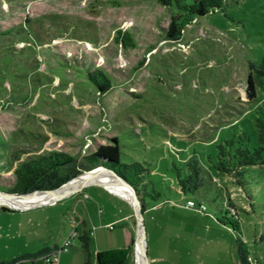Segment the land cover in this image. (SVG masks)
I'll return each mask as SVG.
<instances>
[{
	"label": "rangeland",
	"instance_id": "rangeland-1",
	"mask_svg": "<svg viewBox=\"0 0 264 264\" xmlns=\"http://www.w3.org/2000/svg\"><path fill=\"white\" fill-rule=\"evenodd\" d=\"M171 21L154 0H0V187L14 184L17 160L59 153L82 161L120 138L123 162L151 161L167 195L159 204L146 200L149 264H264V183L251 208L237 179L221 181L197 166L201 184L228 186L230 203L205 197V214L185 207L196 198L166 188L174 178L167 167L191 156L206 160L210 146L238 134L253 141L264 81L256 101L245 91L264 60V0H226L223 11L186 26L178 40L166 38ZM118 31H129L135 47L121 46ZM95 71L112 82L105 94L88 80ZM85 194L97 199L90 207L97 222L128 214L99 187L26 212L0 207V264L63 245L77 209L91 205ZM224 207L249 211L240 229L227 224ZM122 229L136 241L134 217L101 231ZM66 259L98 264L94 241L85 249L76 239Z\"/></svg>",
	"mask_w": 264,
	"mask_h": 264
},
{
	"label": "trees",
	"instance_id": "trees-1",
	"mask_svg": "<svg viewBox=\"0 0 264 264\" xmlns=\"http://www.w3.org/2000/svg\"><path fill=\"white\" fill-rule=\"evenodd\" d=\"M154 1L171 11L172 21L166 32L168 40L180 39L182 30L186 26L208 15L223 11L226 4V0ZM116 41L124 48L135 47L133 35L129 31H118ZM253 68L245 91L250 102L257 100L258 85L260 84H258V80L259 82L264 81V60ZM88 80L100 94L107 93L113 87L111 80L102 71L89 73ZM252 128L253 141H250L251 137L245 133L242 135L238 134L231 140L210 146L214 153L212 155L208 153L206 160H202V158L198 160L195 156H191L189 162L188 158H185L181 160L180 166L175 164L173 168L167 167L166 170L174 172V178H172L173 187L166 186V188L170 191L173 190V193L177 196L196 198L198 202L192 199L188 201H194L198 208L204 207V210H200L202 214H205L207 210L202 203L205 197L209 198L212 195H218L223 201V206L224 202L230 203L225 192L228 189L226 184L222 185V187L221 185H216L217 187L215 188L201 184L196 167L202 164L207 167V173L218 177L221 181H223L224 176L237 179L235 184L245 191L249 205L252 208L254 194L256 191L262 192L261 188H263L262 185L264 183L262 178L264 175V114L256 120L255 126ZM123 157H126V154L122 152L120 138H115L110 145L99 147L95 153L82 161L59 153L40 155L22 162L17 160L18 164L13 171L14 184L9 189L0 187V191L17 195H28L38 191H53L85 172L103 167L115 173L135 189L138 199L142 203L143 213L148 208L147 199L155 204L167 199L165 189L154 179L156 174L160 172L156 170L151 161H145V164L139 162L126 164L123 162ZM186 157L188 156L186 155ZM214 200L213 202L216 204V200ZM231 206L234 205L231 204ZM2 209L9 211L6 207ZM225 210L227 224L232 226L233 231L242 227L241 215L246 217L250 214L246 210L240 214L236 213L230 207H226ZM229 217L234 219H227ZM227 224L224 223V226L227 227ZM80 240L83 242V247L89 249V237L84 235ZM134 244L135 239L133 237L129 247L126 249L98 253L96 257L97 263L134 264Z\"/></svg>",
	"mask_w": 264,
	"mask_h": 264
},
{
	"label": "crops",
	"instance_id": "crops-1",
	"mask_svg": "<svg viewBox=\"0 0 264 264\" xmlns=\"http://www.w3.org/2000/svg\"><path fill=\"white\" fill-rule=\"evenodd\" d=\"M101 188V187H99ZM104 193L109 197V199L111 198H116L118 199V201H123L122 203H124L125 205V210L126 212H128V214L124 217H120L119 219H116L115 221L109 222V223H103L102 220H100L99 222L96 221L95 216L92 214V209L90 207H95V205L98 204L97 199L95 197H89L85 194L83 196V199H87L90 201L91 205H83V207L75 212V216L72 217V219L76 220L77 225L79 226V234H80V238H82L84 235H87L89 237L90 242L94 241L95 247H96V257H97V253L100 252H107V251H113V250H120V249H126L129 247L132 238L134 237V232L132 231V236H128L127 233H125V231L122 229L119 232H117L116 234H113V236L109 233V230L107 229V226L113 225L115 226L114 231H116V227L120 226V227H125L127 226V222H131L132 223V219L134 217V213H133V209L130 206V204H128L126 201L120 199L119 197H116L115 195L107 192L106 190H104L103 188H101ZM82 199V198H81ZM0 207H4V206H0ZM100 212L102 213V210H100ZM72 219L70 220V224L71 226L74 228L73 224H72ZM87 219H89L90 223H87ZM101 229H104L106 232L108 233H103L101 231ZM131 229H132V225H131ZM79 238V239H80ZM90 242H89V246H90ZM61 244V243H60ZM59 244V245H60ZM59 245H55L53 248H46L42 253L41 252H37L35 254H26L23 257H16L11 259L8 264H12L13 262H15L18 258L24 259V258H35V257H41L61 246ZM62 258L63 255L60 259V264H67V262H69V259L64 260V263H62ZM20 260V259H18ZM35 264H43L42 261H37ZM88 264V262H87Z\"/></svg>",
	"mask_w": 264,
	"mask_h": 264
},
{
	"label": "bare ground",
	"instance_id": "bare-ground-1",
	"mask_svg": "<svg viewBox=\"0 0 264 264\" xmlns=\"http://www.w3.org/2000/svg\"><path fill=\"white\" fill-rule=\"evenodd\" d=\"M114 178L115 177L112 174L105 172L103 169L102 170L99 169L93 174L82 175L77 180L63 187L57 192H53V193L39 192L32 194L31 196L16 197L11 199H7L5 197L0 196V206L12 208V209L20 208L23 210H28L46 204L54 205V203L59 202V199L62 196H68L74 193L75 191H80L82 189L83 184L89 182L92 183L104 182L106 186L103 187V189H105L107 192L115 195L116 197H119L124 201L128 200L131 194L128 193V191L125 188H123L120 184H118V182L115 181ZM134 253H135V258H134L135 264H144V246L142 244V233L140 231L136 234Z\"/></svg>",
	"mask_w": 264,
	"mask_h": 264
},
{
	"label": "water",
	"instance_id": "water-1",
	"mask_svg": "<svg viewBox=\"0 0 264 264\" xmlns=\"http://www.w3.org/2000/svg\"><path fill=\"white\" fill-rule=\"evenodd\" d=\"M99 169H101V170L103 169L105 172H108V173L112 174L115 177L114 178L115 181H117L118 184H120L123 188H125L128 191V193L131 194L130 198L128 200H126V201H127L128 204H130V206L133 209L134 218H135V221H136V232L138 233L140 231L142 233V244L144 246V264H149V261H148L147 237H146V229H145L144 218H143L142 203L138 199V196L136 194L135 189L129 183H127L125 180H123L122 178H120L119 176H117L115 173H113V172H111V171H109V170H107V169H105L103 167L96 168V169H94L93 171H90V172H85L82 175H85V174H87V175L93 174L96 171H98ZM81 176H78L77 178L69 181L68 183L64 184L63 186H61L57 190H53V191H38V192H34L32 194L39 193V192H41V193H53V192H57L60 189H62L63 187L71 184L72 182H74L75 180H77ZM105 186H106V184L104 182H94V183L89 182V183H85V184H83L82 189L80 191H75L74 193H72V194H70L68 196H62L59 199V202L62 201V200H65L67 198H71V197L75 196L76 194H79L83 190L88 189L90 187H102L103 188ZM32 194H28V195H17V194H12V193H7V192L0 191V196L5 197L7 199L16 198V197H27V196H31ZM57 203L58 202L54 203V205L57 204ZM48 206H53V205L46 204V205L39 206V207H36V208H33V209H28V210H23V209H20V208L19 209L18 208L12 209V208H7V207L6 208L9 209V210H12V211L26 212V211L34 210V209L41 208V207H48Z\"/></svg>",
	"mask_w": 264,
	"mask_h": 264
},
{
	"label": "built area",
	"instance_id": "built-area-1",
	"mask_svg": "<svg viewBox=\"0 0 264 264\" xmlns=\"http://www.w3.org/2000/svg\"><path fill=\"white\" fill-rule=\"evenodd\" d=\"M187 209H193V210H204V207L198 208L197 204L194 201H187L186 206ZM72 224L74 226L73 230L70 232V234L67 236V238L64 240V243L61 247L41 256V257H35V258H24L20 260H16L12 264H35L37 261H42L43 264H60V259L62 255L68 253L69 248L71 247V244L76 239L80 238L79 234V226L77 225L76 220L72 219ZM107 229L110 231L114 230V226L110 225L107 226Z\"/></svg>",
	"mask_w": 264,
	"mask_h": 264
}]
</instances>
